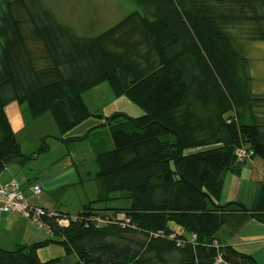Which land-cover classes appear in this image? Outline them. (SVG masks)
Returning a JSON list of instances; mask_svg holds the SVG:
<instances>
[{
	"label": "trees",
	"instance_id": "trees-1",
	"mask_svg": "<svg viewBox=\"0 0 264 264\" xmlns=\"http://www.w3.org/2000/svg\"><path fill=\"white\" fill-rule=\"evenodd\" d=\"M138 9L82 34L41 0H0V173L47 151L22 153L6 107L50 111L61 132L90 116L84 94L106 82L144 109L108 127L113 147H96L98 193L75 213L43 218L58 240L0 244V264H56L37 250L57 241L75 264H260L228 241L250 219L264 224V178L251 206L219 203L228 171L247 148L264 168V94L252 90L242 37L264 41V0H133ZM190 150V151H189ZM53 196L58 199V193ZM129 204L98 206L113 200ZM50 210V209H49ZM67 219V224L59 221Z\"/></svg>",
	"mask_w": 264,
	"mask_h": 264
},
{
	"label": "rangeland",
	"instance_id": "rangeland-1",
	"mask_svg": "<svg viewBox=\"0 0 264 264\" xmlns=\"http://www.w3.org/2000/svg\"><path fill=\"white\" fill-rule=\"evenodd\" d=\"M41 2L61 21L71 25L82 34L102 31L128 12L138 9L133 0H41ZM241 33V29L236 30V34L242 41L244 54L248 58V70L253 78L252 90L255 93L264 94V41L247 40L241 36ZM84 97L89 108L101 113L104 117L90 116L66 132L58 129L50 111L33 118L27 103L12 102L6 107L22 153L33 154L43 141L48 145L47 151L34 155L22 166L15 162L9 163L10 171L13 174L18 173L19 178L25 173L38 182L42 188V194L34 195L31 191H26L31 196V201L38 206L43 205L50 210L61 209L75 213L83 204L97 196L96 147L100 145L107 149L113 147L109 128L94 129L93 133L81 142L66 143L61 140L62 137L84 135L90 128L104 122L106 116L115 112H122L133 117L145 112L140 105L126 95H115L106 82L88 90ZM246 160L240 173L230 171L226 173L219 198L220 204L236 200L247 206L252 205L259 182L264 178V168L260 159ZM4 172L5 170L0 173V179L9 177L7 173L4 175ZM57 190H63V193H58V200L53 196V192ZM124 204H129V201L113 200L98 206L114 207ZM19 216L23 218L19 222L21 226L27 223L38 234V237L31 238L29 244L45 239H59L46 225L39 227L23 215L19 214ZM241 234L239 239L246 240L248 236ZM4 247L13 249L16 246ZM252 249L257 251L256 255L252 253L259 263L264 264V243H257V246ZM37 254L41 261L58 258L56 264H75L77 260L76 254H68L64 246L57 241H49L47 245L37 250Z\"/></svg>",
	"mask_w": 264,
	"mask_h": 264
},
{
	"label": "crops",
	"instance_id": "crops-1",
	"mask_svg": "<svg viewBox=\"0 0 264 264\" xmlns=\"http://www.w3.org/2000/svg\"><path fill=\"white\" fill-rule=\"evenodd\" d=\"M84 99H85V97H84ZM85 101H86V99H85ZM86 103H87V101H86ZM12 162L17 163L18 165L20 164L21 166L23 165L22 163H19L18 161H12ZM5 173H7L9 177L3 178V179L1 178L0 179V185L3 184L4 182H7V181H10L13 179H17V180L22 181L24 193H25L27 199L29 200V202L31 204H34L31 201V196H29L26 193V191L27 190L30 191L29 186L31 184L38 183V182L33 178L31 179L30 176L25 174V173L21 174L20 178H19V176H17L18 173L13 174L10 171L9 164L7 165V167L5 169L4 175H5ZM34 205H37V204H34ZM42 207H45V206L42 205ZM59 210H61V209H59ZM61 211H65V210H61ZM21 219H23V218H20L19 214H17V213H13V212L1 213L0 212V244L2 246L3 245L4 246H17L19 244H29V242L31 241V238H35L36 236L38 237V234L35 231H33L31 226H28L27 223L25 224V226H21L19 224ZM240 233L248 236L246 238L247 241L243 240V239H239ZM228 241L232 245L237 247L238 249L241 248L240 250H244V251L249 250L250 252L247 251L246 253H251V254L254 253V255H256L257 251L255 249L253 250L252 248H254V246H257V243H264V224L259 222L256 219H250L246 223V225L243 226L237 233L228 237Z\"/></svg>",
	"mask_w": 264,
	"mask_h": 264
},
{
	"label": "built area",
	"instance_id": "built-area-1",
	"mask_svg": "<svg viewBox=\"0 0 264 264\" xmlns=\"http://www.w3.org/2000/svg\"><path fill=\"white\" fill-rule=\"evenodd\" d=\"M253 154L254 152L247 148H240L237 151V155L240 159L252 158ZM22 184V181L13 179L0 185V212H13L21 214L30 219L33 223L37 224L39 227H43L45 225L43 218L51 216L55 212L45 207L31 204L24 193ZM29 189L34 195L42 194V188L38 183L31 184ZM59 222L67 224L68 220L62 219ZM215 264L232 263L226 262L221 256H219L216 259Z\"/></svg>",
	"mask_w": 264,
	"mask_h": 264
}]
</instances>
